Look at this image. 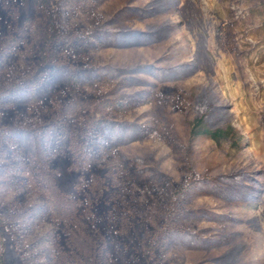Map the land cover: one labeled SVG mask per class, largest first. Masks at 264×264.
Masks as SVG:
<instances>
[{
    "label": "rangeland",
    "instance_id": "1",
    "mask_svg": "<svg viewBox=\"0 0 264 264\" xmlns=\"http://www.w3.org/2000/svg\"><path fill=\"white\" fill-rule=\"evenodd\" d=\"M0 264H264V0H0Z\"/></svg>",
    "mask_w": 264,
    "mask_h": 264
},
{
    "label": "trees",
    "instance_id": "2",
    "mask_svg": "<svg viewBox=\"0 0 264 264\" xmlns=\"http://www.w3.org/2000/svg\"><path fill=\"white\" fill-rule=\"evenodd\" d=\"M199 122L202 124L204 122V118H200ZM209 134H211V136H213L214 138H218L219 136L227 134V132L226 129H219L215 132H209Z\"/></svg>",
    "mask_w": 264,
    "mask_h": 264
}]
</instances>
